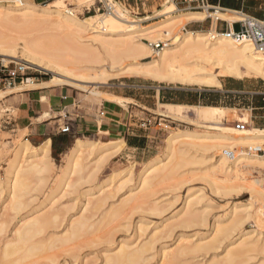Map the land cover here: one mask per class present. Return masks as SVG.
Returning <instances> with one entry per match:
<instances>
[{
  "label": "rangeland",
  "instance_id": "rangeland-1",
  "mask_svg": "<svg viewBox=\"0 0 264 264\" xmlns=\"http://www.w3.org/2000/svg\"><path fill=\"white\" fill-rule=\"evenodd\" d=\"M52 1H46L43 4L36 2V4H39V7L50 6ZM105 1L114 5L115 9L116 1L119 2L125 17L131 21H137L138 24H136L141 26L161 20L166 15L164 12L172 7L177 9L173 14L185 13L180 10V4L173 0H149L145 12L138 10L135 5L129 6L119 0ZM96 2L98 0H61L60 8L64 11L72 10L79 19L98 24L102 20H107L108 12L94 10ZM0 4L13 5L14 1L1 0ZM150 5L151 7H149ZM90 6L91 11H88L87 8ZM230 14L235 15L236 13L230 12ZM208 16V12L204 11L202 20L183 18L176 24L171 36L167 38L160 36V41L165 44L170 43L176 37H182L187 31L195 30L199 24L204 26L203 30L200 29L201 31H211L216 27L217 21L214 18L213 26L210 28L211 19ZM235 16L238 19V14ZM213 17L215 16L213 15ZM22 24L23 21L19 19L7 20L0 16V34H3L4 38L14 39L19 45L37 37H43L42 40L46 42L50 40V44L54 45V40L57 38L61 40L63 37L62 32H57L47 26L40 30L39 28L24 29ZM221 24L223 27L225 26L224 23ZM221 24L219 22V25ZM144 42L150 43L146 39ZM151 47L154 48L152 55L149 58L141 57L138 62H146L158 56L156 52L158 49L154 44ZM19 48L20 46H18ZM64 53L70 55L71 52L66 49ZM19 55L21 54L18 53ZM260 56L264 59L263 54ZM129 60H123L112 71H119V67L124 68L132 62ZM0 64L7 65L9 69L23 65L28 74L47 76L52 80L51 84L68 97L62 104L58 103V108H53L54 111H48V113L46 110L47 113L44 112L40 117L43 119L53 116L51 120H54L53 124L55 125L52 128V136L31 139L30 131L27 128L5 127L3 120L7 110L13 116H17V111L12 104L4 105V101L7 99L3 91L5 88L0 87V228L6 225L5 230L0 232L1 264L4 263L3 259L9 260V258L10 260L19 259L20 264H109L106 263L105 256L117 253L118 245L126 246L130 250L147 245L146 252L137 264H174L177 261L181 264H264V250L262 249L264 244V167L252 169L253 167L242 166L239 168L240 170L236 169L234 172L235 180L232 177L229 181H222V178L217 177L219 179L215 181L216 176L213 169L216 165L214 163H217L220 157L219 145L212 144L207 150L184 145L183 149L186 150V154L182 160L178 159L177 162L181 163L180 165L177 163L178 167L175 166L176 161H174L173 172L171 171L168 177L158 178L157 176L154 179L155 181L158 178L154 185L147 190L141 189L139 182L145 165L155 158L166 159V154L169 152L167 139L172 132L178 129L218 132L227 126L225 129L235 134L240 131L236 127L237 122H246L245 129L252 132L256 131L255 128L264 129V100L262 98H236L229 103L224 101L227 99H222V101L219 98L215 99L212 102L214 105L234 108V110L226 112L222 124L219 125H209L204 121L197 120L196 110L193 108H186L182 119L164 114L160 102H157L147 114L135 110L131 116L128 115L127 119H124L122 115L114 114L113 111L111 113L110 108L112 104H119L127 110V103L123 99H116V101L114 97L104 93L107 89L117 91L115 86H120L122 83H141L154 90L164 88L186 93L221 89V86L207 87L186 83L160 82L125 70L120 71L118 75L106 76V82L103 80L105 76L102 77L98 74L87 78L68 75L67 79L64 77L67 81L64 78L61 81L57 73L24 61H18L15 58L0 55ZM210 69L212 70V68ZM213 71L217 70L214 68ZM219 79L221 82L226 80L229 83L240 80L238 85L247 90H264V79L260 76L245 75L236 78L227 75L219 76ZM147 94L152 93L147 92ZM187 98L173 93L168 102L190 104L191 102ZM261 105L263 108H259ZM102 112L105 114L102 115ZM108 120H111L114 125L120 126L115 128V132L111 134L106 131ZM86 121L95 125L88 132H81L78 126ZM64 124L70 125L69 132L61 131ZM119 139H122L124 143L120 144ZM47 140L51 141L50 152L44 157L39 154L33 160V165L39 168V172L33 174L29 181L30 191L21 198L25 201V205L16 210L13 207V197L7 184L8 169L15 157L21 154L23 144L28 143L30 147L35 148L34 150L38 149L40 152ZM78 140L95 145L92 147L93 150L82 155L80 169L70 173L72 162L70 157L73 146ZM111 140L115 146L120 144H118V149L111 151L100 149ZM122 144L123 146H121ZM257 147L261 146H237L233 150L236 152V156L241 153L249 156L263 155L249 151V149ZM122 171L129 172L130 175L122 174L124 177L115 185L113 183L112 190L111 185L106 186L104 189L108 188L109 194L106 193L105 200L97 202V205L93 207V203H96L94 198L101 194L98 187L102 183L107 184L111 178ZM254 180L255 182H253ZM121 181L124 184H121ZM142 192L145 194L143 195ZM89 199H92L90 205H88ZM188 201L192 205L191 209L187 211L185 204ZM88 207L89 211L85 210ZM38 209H41L40 213L58 209L61 214L60 220L62 221H59L57 226H47L48 229L41 234L42 238L40 235L38 237L45 241L48 238V243H51V241L49 242L51 239L54 247L51 245L52 248L47 247L51 250L46 248L44 253H36L38 256L35 254L34 257L30 256L29 258L28 256L23 260L21 259L24 255L23 249L11 257H5L4 248L8 243H15L16 231L23 221L21 219ZM234 209L237 210L236 213L233 212ZM80 217L90 218L91 227L74 239L60 242L63 236L65 239L69 235L71 222L74 219H80ZM236 218L242 219L236 222ZM93 224L97 226L95 227ZM226 226L231 228L227 233L218 229ZM242 234L243 236L240 238ZM56 237L60 240L58 241ZM244 238H248L246 245L242 244ZM45 241L44 243L48 244ZM186 242L190 244L186 245ZM202 244H205L208 249L197 247L199 249L192 251L196 246H202ZM185 248L191 251L183 254L182 257H180L181 255L173 256V253L176 254L175 252L178 253ZM168 252L171 256L164 259L165 253ZM230 255L232 258L235 256L234 262L227 263V257L230 258ZM174 259L177 261H172ZM121 264L133 263L124 261Z\"/></svg>",
  "mask_w": 264,
  "mask_h": 264
},
{
  "label": "bare ground",
  "instance_id": "bare-ground-1",
  "mask_svg": "<svg viewBox=\"0 0 264 264\" xmlns=\"http://www.w3.org/2000/svg\"><path fill=\"white\" fill-rule=\"evenodd\" d=\"M13 1V5L0 4V16H3L7 20L19 19L23 21L22 27H24V29L39 28L40 30V28L44 29V26H47L52 30L54 29L57 32H62L63 37L61 40L59 38L54 40V45L50 44V40H47L48 42L42 40L43 37H37L19 45L14 39L4 38V35L0 34V55L4 57L6 56L7 58H15L18 61H24L31 65L50 70L55 74L57 73L61 81L69 76H82L87 78L88 76H96L98 74L102 77L105 76L103 80L106 82V76L118 75V73L123 70L131 71V73L143 75L160 82L186 83L207 87L221 86L219 76L228 75L241 78L245 75H249L260 76L264 79V59L260 56L262 53L255 48L253 43L249 40H245L241 43L235 42L231 38L218 33L215 29L216 27L207 32L201 30H189L184 33L182 37H176L172 42L166 44L164 43L165 45L156 51L158 54L157 57L146 62H138V59L141 57L149 58L152 55L154 48L151 47V45L157 44L158 41L160 42V36H164L163 38L170 37L172 31L174 32L173 29L176 24L181 22L183 18H187L188 20H202L204 18L203 11H184L185 13L182 14H173V12L177 9L176 7H172L164 12L166 15L161 20L147 26H141L137 25V21H131L125 17V13L120 7L122 5L116 1V9L114 8V5H110L111 10L107 11V20H102V22L97 24L79 19L72 10H62L60 8L61 0H53L52 3H50V6L46 5L42 7H39V4H36L33 0ZM230 12H233L234 14L236 13L234 11H229L227 14H224L225 12H218L216 16L217 18L227 21L237 20L235 16L237 13L232 15L229 14ZM56 36L59 35L56 34ZM144 39L148 40L150 43L144 42ZM18 46H20L19 49ZM66 49L70 50V55L64 53ZM18 53L21 55L18 56ZM125 59H130L132 62L124 68L119 67V71H112V69H115L116 66ZM210 68H212V70ZM214 68L217 70L216 72L213 71ZM51 81H49V84ZM162 106L164 114L180 119L184 118V110L186 108H193L196 110V119L204 121L209 125L222 124L226 112L228 110H234L233 107L216 105L188 106L185 104L171 103L162 104ZM225 128H227V126H224L223 129H220L218 132H212L210 130L197 131L191 129H178L177 131L172 132L167 139L169 152L166 154V159L163 160V158H155L148 165H145L146 167L142 170L139 178L141 189L147 190L149 187L151 188L159 177H168L174 169V161H176L175 166L177 167V163H179V165L181 164L177 161L178 159L182 160L186 154V150L183 149L184 145L194 146L197 147V149L203 150H207V148L212 146V144L219 145L220 157L218 162L214 163V165H216L213 169V173L216 176L215 181L219 179L217 177L222 178V181H229L233 177V174H235L234 172L236 169H239L242 166H246L247 168L248 166L253 167L252 169L261 167L262 169V167H264V154L249 156L241 153L235 158H231L228 155V151L233 150L238 145L263 146L264 129L255 128L256 131L252 132L250 130H246V127H244L245 130L240 129V131L233 134ZM50 143L51 141L47 140L41 147L40 152L38 149L34 150L35 148L30 147L28 143L23 144L21 154L15 157V160L10 165V168L8 169L7 184L9 186L11 196L13 197V207L16 210L25 205V201L21 198L30 191L29 181L33 174L39 172V168L33 165V160L39 154L42 157L47 156L50 152ZM121 143L123 142H120V144ZM118 144L115 146L113 142H107L100 149L111 151L112 149H118V146L120 145ZM94 145L82 140L77 141V143L73 146L70 157L72 161L70 173L76 172L80 169V160L82 155L91 150ZM121 146H123V144ZM247 171L248 169L246 172ZM122 174L130 175L129 172L125 173L122 171L115 177L111 178L107 184L102 183L98 187L101 194L94 198L96 203H93V207L97 205V202L105 200L106 193L109 194V192L107 190L108 188H104L111 185L110 187L112 190V186L124 177ZM157 176L158 178L154 181ZM164 181L161 182L164 183ZM253 182H255V180ZM257 182L258 181L256 180V183ZM122 183L123 181H121V184ZM144 194L145 193H143V195ZM91 203L92 199H89L88 205ZM191 205L190 201L185 204L187 211L191 209ZM89 209L90 208L88 207L85 210L89 211ZM40 212L41 209H38L28 215H25L21 219L23 221L21 226L16 231L15 243H8L4 248L5 255H3L5 257H11V255L19 253V251L21 252L23 249L24 252L22 253L24 255L21 253L23 255L21 259L23 260L27 259L28 256L29 258L30 256L34 257L36 253H44L47 247H51L53 244L51 239L49 240L51 243H48V238H46L47 240L45 241L44 239H38V237L39 235L41 237V234L45 233V230L48 229L47 226H57L59 224L58 222L62 221L60 220L61 214L58 209H53L50 212ZM233 212L236 213L237 210L234 209ZM89 219L90 218L86 217H80L78 220L74 219L75 221L73 220L69 227L70 232H67L69 235L67 234L68 236H65V239L63 238L64 236L62 238L60 237L62 239H59L60 242L63 240L67 241L74 239L82 232H85L91 227ZM236 219V222H239L242 218ZM93 225L95 227L97 226L96 224ZM5 228L6 225L2 226L0 228V232H3ZM218 229L227 233L231 228L226 226ZM242 236L243 234L240 235V238ZM57 238L58 237H56V239ZM44 241L49 245L45 244ZM187 244L190 243L186 242V245ZM242 244H248V238H244ZM53 245L52 247H54ZM204 245L202 244V246H196V248L192 251L199 249L197 247L203 249L205 247L207 250L208 248ZM118 247L119 251L117 253L105 256L106 263L121 264L124 261H128L130 263L137 264L143 257L148 246L142 245L141 247H135L131 250L123 245H118ZM262 247L264 250V244ZM190 251V249L186 248L181 249L180 252H175L176 254L173 253V256L178 257L181 255L180 257H182L183 254ZM231 255L230 258L229 256L227 257V263L234 262L233 258L235 256L232 258ZM36 256L38 255L36 254ZM170 256L171 254H169V252L165 253L164 259H167ZM175 259L172 261H177ZM3 260V264H20L19 259L10 260L9 258V260ZM22 260L20 261L23 262ZM177 262H174V264ZM178 264L181 263L178 262Z\"/></svg>",
  "mask_w": 264,
  "mask_h": 264
},
{
  "label": "crops",
  "instance_id": "crops-1",
  "mask_svg": "<svg viewBox=\"0 0 264 264\" xmlns=\"http://www.w3.org/2000/svg\"><path fill=\"white\" fill-rule=\"evenodd\" d=\"M37 3H43V0H33ZM121 3L128 4L129 6L135 5L138 10H142L145 12L147 3L149 0H119ZM210 4L218 5L223 8L222 12L227 14L229 11H240L246 14L255 16L257 18H264V1L261 0H208ZM149 4V3H148ZM151 7V5L149 6ZM230 14V13H229ZM211 19V18H209ZM226 21L223 19H219L216 22L217 28H225ZM224 23L223 25H219ZM214 23V19H211V23L209 25L212 28ZM232 26L237 28V24H233ZM203 25H197L195 30H203ZM46 75V74H45ZM51 79L47 76H43L40 74H28V79L21 81H17L15 84L9 86H3L5 88L3 91L5 92L6 101H4V105L12 104L15 106L17 111V116H13L8 113L3 120L5 127L15 126L20 127L22 129H29L31 134V139H39V138H47L51 137L52 128L55 124H53L54 120H51L53 116H49L48 118L41 119L40 117L44 112L54 111L53 108H58V103L62 104L68 98L67 95H64L63 91L56 89L55 85L49 84ZM240 80H234L233 83H229L226 80L221 82V89L216 90H199L198 92L186 93L180 91H172L169 89H158L154 90L152 87L141 84V83H122L117 87L116 90L107 89L104 93L108 96H112L116 99H123L127 103V110L123 108L119 104H112L110 111L114 114H119L124 116V119L128 117V115H132L135 110H139L142 113L147 114L149 110L153 109L157 102L161 104H171L168 102L170 100V95L173 93H178L181 97H188L189 103H172V104H185L188 106H213L212 102L215 99H227L224 100L226 103L230 102L232 99H243L249 97H260L264 100V90L259 89H250L247 90L243 86L238 85ZM114 87V86H110ZM9 90V92H8ZM146 92V94H145ZM147 92H151L152 94H147ZM144 93V95H143ZM113 100V99H112ZM117 101V100H116ZM163 102V103H162ZM168 102V103H167ZM222 106V105H216ZM230 107V106H224ZM263 108V105L261 107ZM49 109V110H48ZM147 109V110H145ZM143 110V111H141ZM46 112V113H47ZM49 113V112H48ZM105 114V112H104ZM103 114V115H104ZM114 119V118H112ZM123 119V120H124ZM122 120V119H121ZM108 125L106 126L107 130L110 134L115 132V128H119L120 126L114 125L111 120H108ZM95 125L92 122H83V124L79 125L78 128L81 132H88L92 129V126ZM121 129V128H120ZM15 130V129H13ZM190 130V129H189ZM54 135V134H53ZM124 135V139H125ZM29 140V138H27ZM120 142L124 141L119 139ZM126 140V139H125ZM113 142V140L109 141ZM245 146V145H238ZM261 146V145H257Z\"/></svg>",
  "mask_w": 264,
  "mask_h": 264
},
{
  "label": "built area",
  "instance_id": "built-area-1",
  "mask_svg": "<svg viewBox=\"0 0 264 264\" xmlns=\"http://www.w3.org/2000/svg\"><path fill=\"white\" fill-rule=\"evenodd\" d=\"M28 1V0H22ZM44 2L50 0H43ZM176 3L180 4V10L182 11H207L212 20L215 18L218 21L220 18H217L216 14L218 12H222L223 8L218 5L210 4L208 0H173ZM96 7L94 10L96 11H109L111 10V6L107 1L98 0L95 3ZM94 5V4H93ZM88 11H91V6L87 8ZM238 14V19L234 21H226V27L223 28H215L216 31L222 35L231 38L235 42H243L245 40H249L253 43L255 48L264 55V18H257L255 16L246 14L240 11H234ZM213 15L215 17H213ZM233 24H237L238 28L232 26ZM164 42L160 41L157 44H154L155 48L159 49L164 46ZM28 79V73L26 72V68L23 65H20L17 68L9 69L7 65L0 64V87L1 86H9L15 84L17 81H23ZM104 112H102V115ZM65 126L62 128V132H69L71 127L69 124H64ZM247 123L245 122H237L236 126L239 129H244ZM251 153L264 154V146L249 149ZM228 155L235 158L236 152L231 150L228 152Z\"/></svg>",
  "mask_w": 264,
  "mask_h": 264
}]
</instances>
